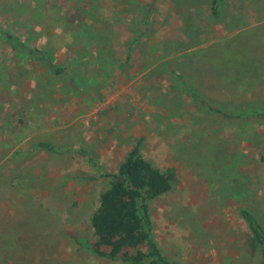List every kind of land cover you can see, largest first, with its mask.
Instances as JSON below:
<instances>
[{
    "label": "rangeland",
    "instance_id": "rangeland-1",
    "mask_svg": "<svg viewBox=\"0 0 264 264\" xmlns=\"http://www.w3.org/2000/svg\"><path fill=\"white\" fill-rule=\"evenodd\" d=\"M211 1L0 0V32L49 51L66 70L60 77L18 58L0 38V264H120L76 240L96 241L90 221L108 186L99 176L115 172L138 139L147 160L177 172L172 191L151 204L165 256L257 264L241 213L264 227V117L238 116L264 111V0H227L218 21ZM143 8L154 13L149 29ZM62 10L75 29L59 30ZM80 23L94 42L78 44ZM139 32L146 36L135 44ZM198 50L206 64L198 54L185 81L223 114L181 90L170 69H156ZM218 56L253 59V67L232 62L219 75L211 63ZM44 142L57 152L37 146Z\"/></svg>",
    "mask_w": 264,
    "mask_h": 264
},
{
    "label": "trees",
    "instance_id": "trees-1",
    "mask_svg": "<svg viewBox=\"0 0 264 264\" xmlns=\"http://www.w3.org/2000/svg\"><path fill=\"white\" fill-rule=\"evenodd\" d=\"M226 2L227 0L211 1V13L214 20L218 21L223 17ZM70 7H72L73 11L79 9L75 3L68 8ZM139 10H141L143 17L142 21L147 24V29H149L154 13L146 12L144 8ZM66 11L62 10L64 13H61L63 21L60 16L57 18L58 23L56 25L60 31L67 30L68 27V30L75 29L69 26V21L65 20ZM90 31L89 25L80 23L78 29L72 32V34L78 41V44H82L81 41L85 42L87 39L94 42L96 38L95 33L93 34ZM145 36L146 32L137 33L134 37L135 44H138V41ZM1 37L16 53V57L42 64L57 76H66L65 68L57 65L49 51L30 47L26 42L9 32H0ZM241 38V36H237L234 40H240ZM227 46L228 43L226 41L219 45L217 54L222 50L224 51ZM99 52V48L96 47L95 54L98 55ZM198 54H201L205 58L206 64V50H198L196 52H182L176 56L174 54L168 63L156 69H170V72L178 81L181 90L186 91L188 95H191L195 100L197 99L200 104L207 106L211 111L223 114L221 109L208 106L205 101H202V98L194 92V87L192 88L191 84L185 81V68L186 66L195 65L196 61H193V59L199 56ZM80 55L87 61L88 52L86 50L80 51ZM101 59H105V57H101ZM244 61L247 63L246 66L249 64L250 68L253 67V59L236 60L223 56L211 59L214 71L218 72L219 75H224L223 71L232 70V62H235L239 67H246L241 65ZM96 66H101V60L98 56L96 57ZM201 66L194 68L196 74L202 73L203 69H201ZM210 68L212 67L205 65L204 73H207V70ZM252 108L257 109V107ZM252 108L250 107L249 111L240 114L238 117L248 119L255 118V116H259V118L264 117V111L250 110ZM37 146L45 149L47 152H57L55 146L50 143H39ZM142 146L143 139H138L115 172L99 176L108 181V186L101 194L99 207L90 221L96 241L94 243H84L76 240V243L86 247L87 250L91 251L99 259H105L113 263L177 264L165 256L155 241L151 211V204L154 201L172 191L174 183L177 180V172L175 168L162 170L156 167L143 156ZM241 214L249 230L246 237V247L249 256L253 261H257V264H264V227L250 211L243 210Z\"/></svg>",
    "mask_w": 264,
    "mask_h": 264
}]
</instances>
